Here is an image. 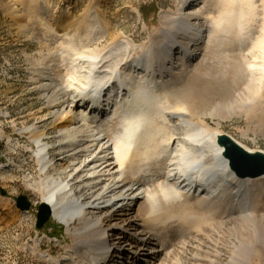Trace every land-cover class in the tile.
<instances>
[{
  "label": "bare ground",
  "instance_id": "6f19581e",
  "mask_svg": "<svg viewBox=\"0 0 264 264\" xmlns=\"http://www.w3.org/2000/svg\"><path fill=\"white\" fill-rule=\"evenodd\" d=\"M32 1L36 15L42 10L49 15L28 19L41 32L22 19L12 20L17 34L41 48L38 57L27 59L28 82L44 101L39 111L45 116L21 127L12 124V134L0 128V138L11 149L33 154L37 173L24 175V181L51 207L52 219L63 224L75 242L59 257L36 252L37 243L28 246L29 251L54 264H99L105 259L104 264H169L172 253L184 249L183 264H221L219 251L212 258L197 253L202 249L199 231L190 241L169 242L172 236L189 234L192 216L185 213L198 204L207 208L217 228L229 232L225 264H251L258 248L264 250V174L237 176L217 138L226 134L249 152L264 151L238 142L223 132L220 123L213 127L204 121V116L215 115L221 102L214 107L208 99L209 106L200 109L183 101L182 87L176 85L202 70L200 57L211 45L261 50L264 26L263 34L253 39L244 28L256 16L264 19V0H259L261 6L257 0H217L216 15L205 6L213 0L176 1L171 15L164 14L169 9L161 10L160 24L149 33L147 46L124 32L111 31V20L101 19L99 13L106 17L105 0H88L90 11L83 19H68L61 11L55 14L56 6L54 12L49 9L52 0ZM233 26L235 34L230 37ZM167 92L176 105H170V98L160 99ZM250 95L248 99L239 91L234 102L242 106ZM1 117L9 114L0 110ZM161 119L169 129L159 123ZM16 136L28 144H20ZM5 166L23 170L14 161L0 170ZM9 180L3 177L4 182ZM181 215L185 219L181 223L164 225ZM31 222L28 209L16 224ZM262 255L258 256L264 264V251Z\"/></svg>",
  "mask_w": 264,
  "mask_h": 264
},
{
  "label": "rangeland",
  "instance_id": "374dc122",
  "mask_svg": "<svg viewBox=\"0 0 264 264\" xmlns=\"http://www.w3.org/2000/svg\"><path fill=\"white\" fill-rule=\"evenodd\" d=\"M162 1L170 2L169 4H165L166 6L164 7L161 2L158 1L159 3H157L155 0H105V8L108 9L105 13L106 17L103 16V12H98L102 17L101 19L111 20V31L114 29L113 33L117 31L124 32L126 36L133 38L135 43L147 46L150 43L148 33H153L154 29L160 24L159 15L162 13L161 10L173 9V11H175L176 9V1ZM213 1L205 6L210 7L212 14L216 15L218 14V7L216 9V6H218L220 0H218L219 2L217 0ZM215 1H217V3ZM257 1L256 4L260 5L261 2L259 0ZM87 4L88 0H52V6L49 7V9H52L54 12L55 7L53 6H56L55 14L57 15H59L61 11L60 15L66 16V18L70 17L68 19H83L85 17L88 18L87 13L90 11L88 9L89 5ZM260 6H258L259 12L262 11ZM91 8L96 10V7L92 6ZM35 9L32 0H0V110L9 114L8 118H0V128L6 129V132H9L8 134L13 133L11 128L12 124L21 127L22 125H29L36 116H45V112L39 111L44 105V101L39 98L37 90L29 87L28 82L31 72L29 67L31 65L27 59L32 56L38 57L37 53L41 48L37 42L25 40L20 34H17L13 27L12 20L22 19L23 24H26L27 27L32 28L33 31L37 29L41 32V30L36 28L33 23H30L28 19H48L49 15L47 16L48 13L40 10L41 12L38 16L36 15L37 12H35ZM138 12L143 19L140 18ZM262 20L264 19H261L260 15L256 16L254 22H251L253 25L245 26L244 31L248 32V35L252 39L263 34L262 27L264 26V21ZM144 22L147 25L145 31L142 30ZM234 26L230 28L227 33L230 37L235 34L234 30L236 28ZM108 38H111V33L110 35L107 34V37L103 40L107 42V40H110ZM104 41H102V44H105ZM223 48L213 45L209 46V48L203 52L202 57H200L201 61L198 67L203 63L202 70L197 71L196 69L195 73H192L187 80H181L176 87H182L180 89L181 91H179L180 95H182V99H184L183 101L192 103L200 109L209 106V104L206 103L208 99L212 102L210 105L214 107L215 102H221L220 108L215 107V115L204 116V121L213 127L216 126L217 123H220L223 132L231 135L238 142L251 148L264 151V68L262 67L264 56L261 54L264 53V44L261 50L253 49L251 51L247 50L246 47L243 48L240 46L237 47V50L236 47H230V45L227 44L224 45ZM193 75H196V77L199 75V78L196 79L195 76V78H193ZM250 86L251 90L249 91L248 87ZM176 87L174 89H176ZM239 91L248 99L251 94L250 100H247L242 106L234 102V100H236L235 97L239 96ZM166 94L161 95L160 99L165 100V97L167 98L166 100H169L170 98L171 100L169 101H171V104L170 102H168V104L174 106V100L169 97L170 92ZM244 99L241 98V100ZM183 104L186 105V103ZM159 121L162 122L159 123L165 129H169V123L167 125L166 121L162 119ZM45 125L48 126L49 123L47 122ZM18 142L20 144H28L27 139L22 137L18 138ZM19 149L9 148L6 145V140L0 138L1 163H6L10 160L9 162L14 161L17 165L23 167L21 171L17 169L11 172L4 169L0 170L8 172H0V187L11 193L10 195L12 196L25 194L28 198L37 201L39 204V202H41L39 194H37L35 190L28 189L24 181V175L29 174L33 176L37 173L34 158L30 156L31 154H27ZM139 166L141 167V165ZM3 177L10 178L9 182H4ZM9 200L10 196L4 197L0 194V205L3 204L1 206H7V209L0 207L2 209V211L0 209V216H5V219H0L5 221L4 223H0V264H44L38 260L36 255L29 251L28 246L37 243L40 245L39 249H42L41 252L50 254L51 249L67 245V242H73L71 245L74 244L73 235L68 234L65 230V226L56 220L48 222L44 229L45 232L50 231L49 233L61 235L60 237L49 236L48 234L42 233L38 238L37 231L32 230V222L23 224V226L16 224V220L14 221V219L17 217V212L13 203ZM191 209L187 210L185 214L192 216L191 221L193 222V228H191V224L189 223L188 225L191 229L189 234L172 236L169 242L175 245L180 241H190L192 239L191 235L199 231V242L202 244L200 247L202 249H198L197 253L205 258L210 256L212 258L214 251H219L223 255L221 264H225L227 261L226 256L229 253L228 230L224 227L217 228V225H215L216 222H214L215 220L212 218L213 216L208 214L209 212L204 206L192 204ZM180 220H185L182 215L180 218L166 221L167 223L165 222L164 225L168 223H181ZM3 225L8 226L4 227ZM209 228L211 229L209 230ZM241 232L245 234V231L241 230ZM42 235H46L48 238H42ZM187 247L188 246L185 248ZM63 250L64 248L62 252ZM183 250L181 251V249H179V251H174L170 256L171 262L178 260L179 264H183ZM258 251L260 252L253 255L251 264H263L259 256L263 254L264 250L260 247ZM180 260H183L182 263ZM171 262H169V264H171Z\"/></svg>",
  "mask_w": 264,
  "mask_h": 264
},
{
  "label": "water",
  "instance_id": "95a60500",
  "mask_svg": "<svg viewBox=\"0 0 264 264\" xmlns=\"http://www.w3.org/2000/svg\"><path fill=\"white\" fill-rule=\"evenodd\" d=\"M217 142L223 147V154L228 159L230 169L239 177H256L264 174V153L249 152L237 144L230 136L221 134ZM0 193L6 192L0 188ZM16 207L23 211L29 209L28 196L20 194L16 197ZM52 209L46 202L38 205L36 227L42 230L51 217Z\"/></svg>",
  "mask_w": 264,
  "mask_h": 264
},
{
  "label": "built area",
  "instance_id": "2783aa9c",
  "mask_svg": "<svg viewBox=\"0 0 264 264\" xmlns=\"http://www.w3.org/2000/svg\"><path fill=\"white\" fill-rule=\"evenodd\" d=\"M155 1H157V3H158V1H161V2H164L165 4H169V2L170 1H162V0H155ZM174 1H180V0H174ZM172 10L171 9H169V12H164V14L166 13V14H168V16L169 15H171L172 14ZM31 157H33L34 158V156H33V154L31 153V155H30ZM8 194L10 195L11 193H9L8 192ZM11 196V199H13L14 198V196H12V195H10ZM37 205H38V203H37V201H33V200H31V206H30V211H31V221H32V230H36V228H35V226H36V213H37ZM37 235H38V238H39V236H40V234H39V232H37ZM68 245V244H67ZM67 245H63L62 247H58V248H55V249H51V253H53L55 256H61V254H62V249L64 248V247H66ZM45 247H46V245H45ZM25 253V252H24ZM29 257H31L30 255H28ZM37 261V260H36ZM39 262V261H38Z\"/></svg>",
  "mask_w": 264,
  "mask_h": 264
}]
</instances>
